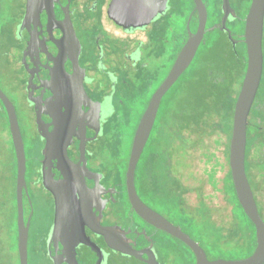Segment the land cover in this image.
Here are the masks:
<instances>
[{
  "label": "flooded vegetation",
  "instance_id": "obj_1",
  "mask_svg": "<svg viewBox=\"0 0 264 264\" xmlns=\"http://www.w3.org/2000/svg\"><path fill=\"white\" fill-rule=\"evenodd\" d=\"M13 1L12 15L13 18L19 17V22L13 31L14 42L0 55V88L16 107L26 156V140L30 143L31 154L29 159L27 157L25 175L27 190H23V218L25 224L29 222L28 264L30 251L35 254L37 264H150V260H156L158 264H180L175 256L178 246L183 243L190 250L191 248L179 238L143 219L133 209L126 187V176L119 174L117 158L103 150L100 138L103 128L109 125L108 116L117 115L116 106L121 107L119 95L123 93L122 89L126 88L123 85L127 81L123 73L127 74L134 65L139 69L149 60L158 57L159 46L162 45L160 33L169 25L170 19L166 20V16L162 21L150 22L142 27L145 30L138 28L141 35L137 36V30L131 31L129 23L123 26L112 18V13L121 16L118 8L111 6L112 0H59L54 8L56 18L63 20L68 6V13L80 41V49L73 48L70 52H65L59 45L63 31L56 23L48 26L46 10L41 13L40 24L33 23L30 29L21 28L27 0ZM175 1L168 0L165 11L174 9ZM204 2L208 8L207 27L217 24L213 30L218 29L229 38L228 32L220 29L223 16L222 0ZM215 2L216 12L213 11ZM191 3L190 22L197 20L198 27V11L195 10L194 0H191ZM230 4L237 16L231 15L228 18L227 27L238 41L235 45L232 42L233 46L237 47L245 44L242 34L247 14L243 11L247 3L245 0H230ZM3 13L4 2L1 0L0 17ZM211 20L213 22L210 25ZM105 21L115 25L116 30L107 27ZM241 23L244 28L242 32H238L237 27ZM213 30L207 31L205 37ZM76 54L79 63L77 71L73 60ZM75 73L78 79L74 85L70 76ZM117 77L120 87L118 91H112L113 79ZM81 82L85 93L81 89ZM263 88L264 66L247 126L246 173L256 201L259 192L264 194ZM3 112L8 118L0 99V120L3 118ZM39 112L44 120L42 127L37 120ZM21 113L25 116L23 125L20 120ZM252 117L256 118L254 121L260 120L258 126L250 124ZM7 122L8 130L6 127L3 129L5 124L1 127L3 134L0 136V157L8 149V139H12L9 118ZM44 127L48 130V136ZM251 136L254 138L253 143ZM49 139L58 147L67 143V154L76 170L80 171L73 174L75 178L72 176V181L66 185L63 183L59 191H50L43 184L44 173L53 176L58 183L65 180L59 169V153L62 148L50 149V161L44 165L45 148ZM83 139L84 158L81 149ZM78 163L80 166H76ZM84 166L89 172H84ZM82 176L87 186L95 191H75L78 182H82ZM16 187L17 158L15 168L0 169V209L12 212V215H7V211L0 212V235L1 244L7 249L13 247L16 242L19 256V208ZM137 192L148 206L172 221L141 191ZM39 200L44 212L37 215L35 201ZM47 221H50L47 233L41 234L39 229ZM33 222L37 224L36 230L32 228ZM172 222L181 227L180 224ZM99 224L109 233L108 236L96 229ZM169 246L176 252L165 249ZM191 252L195 264L196 257L192 250Z\"/></svg>",
  "mask_w": 264,
  "mask_h": 264
},
{
  "label": "trees",
  "instance_id": "obj_2",
  "mask_svg": "<svg viewBox=\"0 0 264 264\" xmlns=\"http://www.w3.org/2000/svg\"><path fill=\"white\" fill-rule=\"evenodd\" d=\"M213 6L216 12V2ZM7 17L5 32L0 35V55L14 42L17 26L13 15ZM194 23L196 29L197 20ZM218 35H223L218 29L208 32L199 48L211 55L210 60L186 70L163 97L135 172L137 191L180 224L210 259L218 258V251L235 249L245 250L248 256L257 244L255 225L238 200L229 166L234 109L247 69V49L245 44L234 47L226 34L224 41ZM254 118L250 124L258 126L260 120ZM196 152L202 168L187 173ZM189 192H195L197 200L189 199ZM218 192L231 205L229 220L217 216Z\"/></svg>",
  "mask_w": 264,
  "mask_h": 264
},
{
  "label": "water",
  "instance_id": "obj_3",
  "mask_svg": "<svg viewBox=\"0 0 264 264\" xmlns=\"http://www.w3.org/2000/svg\"><path fill=\"white\" fill-rule=\"evenodd\" d=\"M58 1L59 0H27L26 12L23 17L21 28L27 27L30 29L33 23L35 25L40 24L41 13L46 10L48 16V26H51L52 23H56L63 31V35L59 42L61 48H64L65 52H70L73 48L78 50L80 49V41L73 26L70 14L68 13V6H66V13L63 20H58L55 16L54 8L55 3ZM167 1L168 0H112L111 6L117 7L121 16L118 17L113 13L111 16L120 25L127 26L129 23L130 26L142 28L152 22L160 12L165 10ZM194 2L195 10L198 11V27L195 31H192L188 23V38L184 42V45L180 50L170 72L159 87L154 91L146 110L141 116L134 135L126 172V187L127 191H129V200L133 209L143 219L157 228L179 238L187 244L195 254V264H264V219L259 211L253 189L246 173L247 126L251 108L261 83L264 66V0H252L245 17V30L242 37L247 47V69L235 104L229 156L232 180L236 189L238 200L256 228L257 244L254 251L250 255L239 259H210L205 249L197 240L191 237V235L185 232L180 226L174 224L164 215L148 206L137 192L135 183L137 164L150 138L162 99L191 65L197 54L199 46L205 38L206 32L213 30L217 26V24H215L212 27H207L208 8L204 0H194ZM222 11L223 16L220 21V29H224L228 32L230 40L235 45L238 41L234 39L231 29L227 27L228 18L231 15L237 16L235 10L230 4V0H222ZM189 20L191 21V16ZM31 34L33 35V32ZM73 60L75 64V71H77L76 67H79L78 54L75 55ZM77 79L76 73L70 76V80L73 81L74 85L75 80ZM81 89L85 93L82 82ZM0 99L2 100L8 114L10 132L17 158L16 189L19 208L18 251L20 264H28L29 222L25 224L23 218V190L24 188L27 190L25 177L27 156L25 144L16 107L1 88ZM37 120L39 126L42 127L44 120L42 119L40 112L38 113ZM44 132L48 136V130L46 127H44ZM83 136L86 138L85 133ZM66 144L67 143H64L63 146L58 147L56 144H52L50 139L47 142L44 165L50 161V149L62 148V152L59 153V169L61 170L62 175L65 176V180L58 183L53 176L46 175L44 173L43 184L50 191H59L63 183L66 185V183L72 181L74 173L80 172L79 170H76L77 168H75L73 161L69 158L66 151ZM84 146L85 143L83 139L81 142L82 158H84L85 155ZM76 166H80V164L78 163ZM83 168L84 172H89L86 166ZM73 178L75 177L73 176ZM81 180V184L79 181L76 185L75 191H95V189H90L87 186L84 176H82ZM96 229L107 236L109 235V233L103 229L100 224L96 227ZM149 262L150 264H158L156 260H150Z\"/></svg>",
  "mask_w": 264,
  "mask_h": 264
},
{
  "label": "rangeland",
  "instance_id": "obj_4",
  "mask_svg": "<svg viewBox=\"0 0 264 264\" xmlns=\"http://www.w3.org/2000/svg\"><path fill=\"white\" fill-rule=\"evenodd\" d=\"M245 1L247 3L245 10L247 9V7L249 10L252 0H245ZM3 2H4V13L0 17V35L5 32L6 24L9 21L7 16L9 14L12 15L14 11L13 8L14 3L11 4V2H14L13 0H3ZM10 4L12 5V7H10L11 6ZM191 7H192L191 0H176L174 9L170 8V9H166V11L164 10L163 12H160L152 22L153 23L158 22L159 20L162 21L167 16L166 20L170 19L169 21L170 23L169 25H166L163 28V31L160 33V39L162 41V45L159 46L160 49L158 51V57L157 58L154 57L152 60H149L146 64H143V66L139 69H136V65H134L133 68H131V70H129L127 74L123 73V76L126 78L127 81H125L123 85L126 88H123L122 89L123 93L119 95L121 99L120 101L121 107L116 106L117 115L108 116L107 119L109 121V125L107 128L106 127L103 128L104 130H102L100 137L102 139L101 142H102L103 150L104 151L108 150V152H110L111 155L113 154L114 157L120 158L118 160L119 162H117V168L121 176L122 175L126 176L134 135L137 126L139 124V121L141 119L139 117V114L142 111L143 107L145 106V102L150 95L152 97L154 91L159 87V85L163 82V80L170 72L180 50L184 45V42L186 41L188 23L191 29L194 30L195 23L194 21L191 23L189 20L191 14L189 13V16L187 17V12L191 10ZM213 11H214V7H213ZM243 13H245V11H243ZM14 22L18 23L19 17L17 18L14 17ZM211 22H213V20L210 21L209 23L210 25ZM105 23L106 26L109 27L110 29L116 30L115 25H112V23L109 24L107 21H105ZM243 27L244 25L242 23L239 24L237 27L238 32H242ZM130 29L131 31H136L137 29L145 30L135 26H130ZM138 30L136 31L135 35L140 36L141 33ZM121 33L122 36L125 37V34L123 32ZM218 37H221L223 41L225 40L224 35H218ZM223 41L222 44L225 45ZM210 56L211 55L207 53V51L204 50L202 47L201 49H198L195 58L193 59L191 65L187 69L188 70L187 73L191 71V68L194 67L197 62L204 61L205 63L206 61H209ZM119 87H120V80L118 79V77L114 78L112 91H118ZM9 88L11 89V84L9 85ZM146 108H144V111L146 110ZM2 117H3L2 120H0V133H1L0 136L3 134L2 130L5 127L7 130L9 129L7 122L8 118L5 112L2 113ZM22 117L23 114L21 113L20 120L23 125V120L25 116L23 117V119ZM4 124L6 126H4ZM1 127H3V129ZM108 141H110L111 143H108ZM6 143L8 144V149L6 150V153L1 155L0 157L1 170L5 167H9V169L11 170L15 168V163H16V153L14 151L12 139L9 138ZM1 145H2V140L0 137V146ZM26 146H27V157L29 159L31 154L29 140H26ZM202 165L203 163H201L200 160L198 159V153L196 152L193 155L191 166L185 169V171L187 173H189V171L191 172V170L199 171L201 170ZM222 174H223L222 170H219L218 176L221 177ZM188 181L193 182V178L189 177ZM253 185H255V182H253ZM12 187L13 186L10 183V188ZM188 197L191 200L194 201L197 200L195 192H189ZM257 200L260 209L262 210V213L264 215V194L262 192H259V196L257 195ZM215 202H217L216 203L217 216H219V218L221 219L229 220L231 205L225 200L222 193L219 192L217 193ZM40 204H41V200L35 201V206H36L35 213L37 215L44 212L43 209L40 207ZM155 206L156 208L159 209L158 205ZM1 211L4 212L7 211V215H12V212H10L11 210L0 209V212ZM49 222L50 221L44 222L43 226L39 229V232L41 234L47 233ZM32 228L33 229L38 228L35 222L32 223ZM35 230L33 231L34 235H35ZM165 249H168L171 252L177 251L175 256L177 257V260L180 262V264H194L195 260L191 250L183 243H181V245L178 246L176 251L173 250V248H171L170 246L165 247ZM34 255L35 254H33V252L30 251V264H37V260L34 258ZM218 255H219L218 258L239 259L246 257V251L243 249H235L231 251H221V252L218 251ZM0 264H19V256L16 251V242L13 247L7 249V247L4 244H1V235H0Z\"/></svg>",
  "mask_w": 264,
  "mask_h": 264
}]
</instances>
